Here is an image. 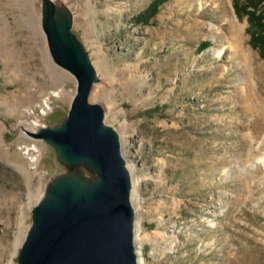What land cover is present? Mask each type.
<instances>
[{
  "label": "rangeland",
  "instance_id": "374dc122",
  "mask_svg": "<svg viewBox=\"0 0 264 264\" xmlns=\"http://www.w3.org/2000/svg\"><path fill=\"white\" fill-rule=\"evenodd\" d=\"M152 1L0 0V264L18 262L48 186L96 178L32 137L61 127L76 92L49 54L46 7L72 17L95 69L89 101L131 174L140 264H264V38L253 43V8L167 0L138 20Z\"/></svg>",
  "mask_w": 264,
  "mask_h": 264
},
{
  "label": "water",
  "instance_id": "95a60500",
  "mask_svg": "<svg viewBox=\"0 0 264 264\" xmlns=\"http://www.w3.org/2000/svg\"><path fill=\"white\" fill-rule=\"evenodd\" d=\"M43 14L51 59L74 77L76 92L61 127L41 126L32 137L56 147L65 162L86 165L96 178L85 187L46 188L50 198L35 205L16 264H137L132 178L118 135L104 125L103 108L89 101L95 69L69 32L72 17L56 21L50 7Z\"/></svg>",
  "mask_w": 264,
  "mask_h": 264
},
{
  "label": "trees",
  "instance_id": "16d2710c",
  "mask_svg": "<svg viewBox=\"0 0 264 264\" xmlns=\"http://www.w3.org/2000/svg\"><path fill=\"white\" fill-rule=\"evenodd\" d=\"M167 0H153L151 2V4L148 6V8L146 9L145 12L141 13L137 19L142 21V22H147L148 19L151 18L152 15H154L155 13H157V8L158 6H160L161 4H163L164 2H166ZM246 4H247V8L252 7L253 10L252 12L247 13L250 19V22L254 25H256L257 30L256 33L254 35H252V40L253 43H261V38H264V0H251L249 2V0H246ZM262 3V7L261 8H256V4H260ZM246 10V9H245ZM262 50L264 49V43H262Z\"/></svg>",
  "mask_w": 264,
  "mask_h": 264
},
{
  "label": "bare ground",
  "instance_id": "6f19581e",
  "mask_svg": "<svg viewBox=\"0 0 264 264\" xmlns=\"http://www.w3.org/2000/svg\"><path fill=\"white\" fill-rule=\"evenodd\" d=\"M32 3V2H31ZM225 3H228L227 2V0L225 1ZM199 5L201 6V7H203V0H199ZM229 9V8H228ZM35 11V10H34ZM49 13V12H48ZM229 15H228V17L230 18V23L232 22V20H231V12H230V10H229ZM72 22V20L70 19V21H67V23L66 24H70ZM233 24V26H234V23H232ZM235 29V28H234ZM234 31V30H233ZM237 32V31H236ZM236 32H232V35H233V38H235V37H237V35H236ZM264 66V65H263ZM94 87H95V85L93 86V89L92 90H94ZM91 95V94H90ZM133 183V182H132ZM45 200L44 201H46V199H48V198H50L49 197V195H47V194H45L44 195V197H43ZM136 240V236H134V241ZM137 252V251H136ZM139 253H137V255H138ZM141 263V261H140V258L138 257L137 258V264H140Z\"/></svg>",
  "mask_w": 264,
  "mask_h": 264
}]
</instances>
